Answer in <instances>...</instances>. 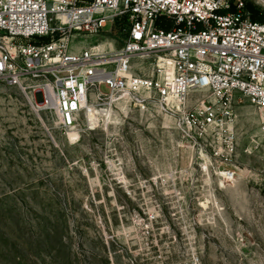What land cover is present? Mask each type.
Returning <instances> with one entry per match:
<instances>
[{
    "label": "rangeland",
    "instance_id": "374dc122",
    "mask_svg": "<svg viewBox=\"0 0 264 264\" xmlns=\"http://www.w3.org/2000/svg\"><path fill=\"white\" fill-rule=\"evenodd\" d=\"M125 35L117 20L78 45ZM33 89L0 79V264H264V115L247 98L233 102L235 153L217 156L177 99L129 94L72 131L34 109Z\"/></svg>",
    "mask_w": 264,
    "mask_h": 264
},
{
    "label": "built area",
    "instance_id": "2783aa9c",
    "mask_svg": "<svg viewBox=\"0 0 264 264\" xmlns=\"http://www.w3.org/2000/svg\"><path fill=\"white\" fill-rule=\"evenodd\" d=\"M117 20L121 47L78 45ZM0 31V79L33 84L34 109L57 115L64 130L124 92L167 110L175 98L189 135L219 139L215 155L232 156L233 102L247 98L264 115V20L246 0H0Z\"/></svg>",
    "mask_w": 264,
    "mask_h": 264
},
{
    "label": "bare ground",
    "instance_id": "6f19581e",
    "mask_svg": "<svg viewBox=\"0 0 264 264\" xmlns=\"http://www.w3.org/2000/svg\"><path fill=\"white\" fill-rule=\"evenodd\" d=\"M99 47H104L106 45V42H99V44H97ZM162 63V62H161ZM160 63V64H161ZM123 94V93H121ZM130 93L128 92H125L122 96H120V94L118 95H115L113 97V101L112 103L116 102L119 98H124L126 97L127 95H129ZM175 99V98H174ZM105 110H100L97 106H95L92 111L88 114V116L90 115L92 121H95L98 119V114H103ZM112 114V113H111ZM101 117V115H99ZM75 130V129H74ZM73 131V130H72Z\"/></svg>",
    "mask_w": 264,
    "mask_h": 264
},
{
    "label": "trees",
    "instance_id": "16d2710c",
    "mask_svg": "<svg viewBox=\"0 0 264 264\" xmlns=\"http://www.w3.org/2000/svg\"><path fill=\"white\" fill-rule=\"evenodd\" d=\"M247 7L251 10L252 18L254 20H264V15L262 12H255L252 8H250V5L247 3Z\"/></svg>",
    "mask_w": 264,
    "mask_h": 264
}]
</instances>
